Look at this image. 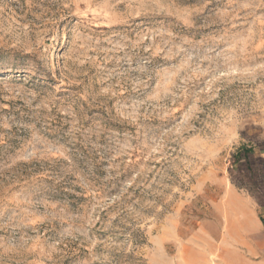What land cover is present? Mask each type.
I'll list each match as a JSON object with an SVG mask.
<instances>
[{
	"label": "rangeland",
	"instance_id": "obj_1",
	"mask_svg": "<svg viewBox=\"0 0 264 264\" xmlns=\"http://www.w3.org/2000/svg\"><path fill=\"white\" fill-rule=\"evenodd\" d=\"M262 219L264 0H0V264H264Z\"/></svg>",
	"mask_w": 264,
	"mask_h": 264
},
{
	"label": "trees",
	"instance_id": "obj_2",
	"mask_svg": "<svg viewBox=\"0 0 264 264\" xmlns=\"http://www.w3.org/2000/svg\"><path fill=\"white\" fill-rule=\"evenodd\" d=\"M246 151V150H245ZM262 222L264 223V219H262Z\"/></svg>",
	"mask_w": 264,
	"mask_h": 264
}]
</instances>
